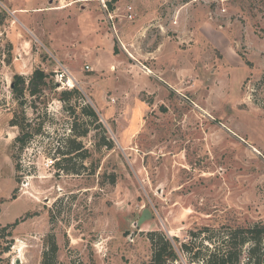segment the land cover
I'll return each instance as SVG.
<instances>
[{
    "label": "rangeland",
    "instance_id": "rangeland-1",
    "mask_svg": "<svg viewBox=\"0 0 264 264\" xmlns=\"http://www.w3.org/2000/svg\"><path fill=\"white\" fill-rule=\"evenodd\" d=\"M38 68L52 84L25 95L31 137L20 150L13 85ZM71 138L87 157L67 173L57 163ZM255 225L264 0H0V264H151L155 233L177 253L166 264H202Z\"/></svg>",
    "mask_w": 264,
    "mask_h": 264
},
{
    "label": "trees",
    "instance_id": "trees-1",
    "mask_svg": "<svg viewBox=\"0 0 264 264\" xmlns=\"http://www.w3.org/2000/svg\"><path fill=\"white\" fill-rule=\"evenodd\" d=\"M51 84L52 81L50 80V75L42 68L36 69L29 80L20 76L15 77L13 92L19 103L20 110L19 113H17V115H15L11 120L10 124L13 127H18L20 130V136L16 141L17 144L20 145V150H23L25 148L27 140L31 137L29 133L31 123L28 122L23 111V107L25 105V95L27 93L32 99H36L40 97L46 90H48L51 87ZM74 92L80 93L79 90L76 89L64 90L60 95V98L63 99V103L66 104L67 101H70L72 93ZM142 95L143 94H141L140 97ZM82 114L84 117H87L99 123V127H103L105 131L103 124L99 120L97 112L92 108V106H84ZM76 129L78 128H75L73 126L72 132L76 133ZM83 133L87 135L89 131L86 130ZM101 140L102 146L110 147L113 145V142L111 140H107V138H102ZM67 143L69 151H59V154L64 158H61L62 160H59V162L57 163V167L58 169L64 170L67 173L70 171L79 172V169L76 170L77 166L82 164L80 161L84 160L87 157V151H84L82 144L79 143L75 138L69 139ZM76 160H78L79 164ZM17 166L19 167L18 164ZM24 221H26V218L16 220L13 224H9L8 226H6L4 230H14ZM191 236L194 238L197 236V234L195 232H191ZM49 241H52V239L49 238ZM150 241L153 253L151 264H166L169 260L176 259L177 253L175 251V248L167 237L159 236L156 233L150 234ZM247 244H250V258L248 264H264L263 225H255L249 228H237L233 233L230 234V236L226 237L224 243L221 246H217L213 252H210L209 256L206 257V260L204 259L202 261V264H241V257L244 252V247ZM52 248H55V246H53ZM192 250L193 247L189 243L182 245L180 248V251L184 254H186V251ZM199 254L200 253H194L192 258L197 263L199 262Z\"/></svg>",
    "mask_w": 264,
    "mask_h": 264
},
{
    "label": "crops",
    "instance_id": "crops-1",
    "mask_svg": "<svg viewBox=\"0 0 264 264\" xmlns=\"http://www.w3.org/2000/svg\"><path fill=\"white\" fill-rule=\"evenodd\" d=\"M19 12H25V11H18V12H15V13H19ZM21 25L29 32V33H31V35H33V37L36 39V40H38L39 41V39L31 32V30L27 27V26H25V24L24 23H21ZM71 68H72V74L74 75V76H76L75 78H76V80H78L77 78H79L80 76H82V72H81V70L80 69H78L77 67H73V66H71ZM79 82V81H78ZM79 84V83H78ZM88 84V83H87ZM80 87H81V85H79ZM87 88H89V85H87ZM86 88V89H87ZM88 91H89V89H88ZM118 143H119V146L121 147V149H124V148H126V147H123L122 146V144L119 142V140H118Z\"/></svg>",
    "mask_w": 264,
    "mask_h": 264
},
{
    "label": "built area",
    "instance_id": "built-area-1",
    "mask_svg": "<svg viewBox=\"0 0 264 264\" xmlns=\"http://www.w3.org/2000/svg\"><path fill=\"white\" fill-rule=\"evenodd\" d=\"M87 68H88V67H87ZM51 166H52L51 164H48V166H47V167H48V168H50Z\"/></svg>",
    "mask_w": 264,
    "mask_h": 264
},
{
    "label": "bare ground",
    "instance_id": "bare-ground-1",
    "mask_svg": "<svg viewBox=\"0 0 264 264\" xmlns=\"http://www.w3.org/2000/svg\"><path fill=\"white\" fill-rule=\"evenodd\" d=\"M99 1H102V0H99ZM254 151L258 152V150H257V149H254Z\"/></svg>",
    "mask_w": 264,
    "mask_h": 264
},
{
    "label": "water",
    "instance_id": "water-1",
    "mask_svg": "<svg viewBox=\"0 0 264 264\" xmlns=\"http://www.w3.org/2000/svg\"><path fill=\"white\" fill-rule=\"evenodd\" d=\"M159 193H160V191H159Z\"/></svg>",
    "mask_w": 264,
    "mask_h": 264
}]
</instances>
